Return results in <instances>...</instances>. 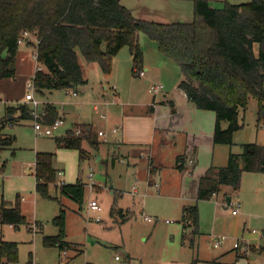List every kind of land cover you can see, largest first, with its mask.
Returning a JSON list of instances; mask_svg holds the SVG:
<instances>
[{"label": "trees", "instance_id": "obj_1", "mask_svg": "<svg viewBox=\"0 0 264 264\" xmlns=\"http://www.w3.org/2000/svg\"><path fill=\"white\" fill-rule=\"evenodd\" d=\"M193 2L192 20L162 22L137 17L121 0H0V79L17 75L18 40L24 30L33 32L38 40L36 51L42 69L33 76L38 91L77 89L89 81L91 63H98L102 72L109 75L113 57L125 45L130 47L134 58L133 71L139 75L138 70L143 68L144 51L139 41L142 30L157 42L162 53L180 65L183 78L178 86L188 98L200 109L215 111L213 142L232 146L235 133L246 123L252 99L257 105V126L264 123V0L227 2L221 8L215 7L212 0ZM150 108L152 111L154 106ZM32 110L25 102L6 106V114L0 118V151L16 140L14 134L3 132L5 125L14 119H34ZM44 110L40 119L44 124H52L61 117L53 102H46ZM17 112L16 117H9ZM79 126L80 134L69 128L56 136L55 141L58 147L77 149L84 160L89 150L83 141L94 150H99L100 141L91 124ZM55 158V152L37 151L36 191L45 198L60 201L50 193L49 186L55 184L61 195L76 201L81 210L86 186L81 181L58 183ZM115 160L113 157L112 161ZM184 160L183 155L177 157L178 167ZM245 171L264 172V143H243L241 152H230L225 165H211L199 179L197 200L213 198L224 185L239 189ZM21 203L19 194L14 202L2 197L0 223L11 224L15 229L33 224L35 220ZM60 203V211L54 217L58 231L43 235V244L65 251L74 242L66 238V206ZM115 207L111 214L118 213L121 222L131 218L122 208L115 210ZM180 223L182 243L195 247L201 234L198 201L183 206ZM236 250L238 257L246 255ZM18 260L19 242L0 239V264Z\"/></svg>", "mask_w": 264, "mask_h": 264}, {"label": "rangeland", "instance_id": "obj_2", "mask_svg": "<svg viewBox=\"0 0 264 264\" xmlns=\"http://www.w3.org/2000/svg\"><path fill=\"white\" fill-rule=\"evenodd\" d=\"M247 1L249 0H212V4L221 8L227 2L243 3ZM123 3L132 9L134 15L146 20L172 22L193 19V0H124ZM34 35L33 32L29 33L25 36L26 39L20 43V51H26L27 54L21 55L20 59L16 60L17 75L14 84H10L9 81L6 82L7 85L4 87L6 92L1 94V97H9L10 102L5 99L0 100V118L6 114L5 101L16 105L18 102L24 103L26 100L27 82L33 81V71L34 69L36 71V66L40 64L35 56L37 38ZM139 41L144 51L142 67H150L145 77L134 73V58L130 47L125 45L113 57V67L109 75L102 72L98 63L89 64V81L82 85L83 91L81 88L78 95L72 93L75 89L63 88L52 91L45 89L41 92L34 88V95L40 101L39 112L44 110L45 103L49 101L55 103L59 111L66 112V118L53 135L37 134L34 128V119L21 121L14 119L5 125L3 132L14 134L16 140L11 146L0 151V199L3 196L5 199L14 202L17 194H19L23 210L35 220V226L41 230L40 235L57 233L58 228L54 223V217L60 211V201L63 202L66 206V238L74 242L72 248L68 250V254L70 256L71 254L76 255L75 259L72 260L74 264H85L87 261L89 264H108L115 254L122 256L123 259L120 264H130V262L132 264H161V259L171 260L174 257H176L174 264H193L194 261L191 259L196 257L214 261L213 258L218 257L216 252L220 248H214L213 243L210 242L209 237L205 236V233H201L197 237L196 247L187 245L186 249L182 247L181 249L179 247L174 249L171 246L172 242L175 245L178 243V241H173V234L178 240L181 236L179 222L182 213L177 205L179 200L175 201L171 198H178L175 194L177 189L172 190L171 188V192L157 189L150 175L147 177L149 182L142 177L147 174V165L128 164L127 158H122L124 150L118 151L116 142H109L120 138L122 131L119 129V132L115 133L113 128L121 125L119 122L121 117L126 119L125 115L129 114L128 117L133 118L134 115L141 116L140 111L144 108V111H147L150 106L147 104L152 102L154 95L149 90L152 85L159 83L164 85L161 91L155 93L156 99L159 100L163 98L162 93L170 91L177 83L180 75L182 76L180 65L162 53L157 42L142 30L139 32ZM28 73L32 74L29 75ZM105 83L109 85L108 89H106ZM176 86L178 85L176 84ZM177 88L182 92L179 86ZM25 103L33 107L32 102L25 101ZM96 103H98L99 111L94 109ZM156 103L153 102L151 105L155 106ZM73 109L81 116L85 113L91 121L96 123L97 127L91 125L100 141L99 150L101 146L103 147L102 151L94 150L86 140L83 141V146L89 150V154H92V151L105 153L100 160L97 161L95 156L83 160L80 159L77 149L58 147L55 137L64 134L73 125L70 113H68ZM127 110L136 112L128 113ZM256 111V101L252 99L246 111V123L237 134L245 135L253 130L247 123L251 115L256 117ZM103 112L106 113L105 118L100 115ZM199 112V115L193 116L191 119L186 116L185 125L187 127L193 126L196 131L199 127L205 131L211 130L215 122V112L200 108ZM17 114L18 112L15 113V115ZM80 124L82 123H77L72 128L82 130ZM102 129L107 130L106 135L99 134ZM134 129V127L131 128V130ZM125 132L133 133L128 127L125 128ZM245 139V137L238 135L237 139L234 140L233 148L242 151V144L249 142ZM221 148L222 146L218 147L213 157L214 153L211 152L209 146L202 145L197 152L200 156L199 164L204 161L207 163L208 159L211 161L220 158L224 159V163H227V152H223ZM37 151L56 153L54 165L58 171H65L62 176L57 174L58 183L63 177L62 179L67 183L81 181L85 184L86 193L81 210L76 201L61 195L55 184L49 186L50 193L58 196L60 201L54 198H45L36 191V177L33 173ZM113 157L116 159V164L112 163ZM141 157L147 161L150 155L144 152L141 153ZM191 160L192 166L195 163V158ZM131 161L133 160L131 159ZM131 169L133 170L129 172ZM91 171L93 172L92 179L90 178ZM156 179L160 183L161 178L156 177ZM134 184L139 186L137 193L131 192ZM92 198L99 201L103 208L101 211L89 209L88 203ZM199 202L201 201L199 200ZM205 202L206 209L210 212L211 201L206 200ZM113 206H116L115 210L122 208L121 210L129 216L131 215V218L121 222L118 213L116 216L111 214ZM223 206L225 205H222V208H224ZM144 214L149 215L153 220H147ZM98 216L101 217V221L96 220ZM208 217L212 218V216ZM3 226L4 224L0 223V235ZM200 226L202 231L206 233L210 231L206 228L203 220L199 223V229ZM263 226L264 220H253L249 227L250 229L261 230ZM228 227L217 224L214 234L225 233ZM6 234L15 237L7 238L8 240L19 242V259L28 261L31 254H35L33 246H31V233L27 225L23 224L19 229L7 226L4 237ZM89 234L92 235L90 236L92 238L91 244L89 243ZM94 239L101 242L92 243ZM247 244L249 254L247 257L250 256V261L254 260V256L257 257L264 252H255L249 242ZM243 245L245 246V243ZM198 246L200 247L199 252ZM41 248L42 250L46 249ZM42 259L43 257L40 256L37 261L43 262ZM61 263L67 264V261ZM246 263L244 258H238L237 261L233 259L231 264Z\"/></svg>", "mask_w": 264, "mask_h": 264}, {"label": "crops", "instance_id": "obj_3", "mask_svg": "<svg viewBox=\"0 0 264 264\" xmlns=\"http://www.w3.org/2000/svg\"><path fill=\"white\" fill-rule=\"evenodd\" d=\"M123 1L124 0H122V3ZM192 14L194 16V8ZM25 53L27 54L26 51H20L19 49L17 59L19 60L21 55H24ZM143 68L145 70V74L143 76L145 77L147 75V70H149L150 67L145 66ZM33 73H35V69ZM28 74L30 75L32 73ZM24 75L26 76L27 74L25 73ZM182 78L183 73L182 76L180 75L177 83H175L170 91L162 93L163 98L158 100L156 99V94H154L152 102L147 104V106L150 105L147 111H144L145 108L140 111V113H142L141 116L134 115L133 118H129L128 116L130 115L127 114L125 115L126 119H122L121 117L119 121L121 122V125H117L116 127H114L118 129L116 132H119V129L122 131V133H120V138L109 141L116 142L118 151L124 150L122 152V158H127L128 164L147 165V174H145V176H142L143 178L147 179L148 175H150L152 181L156 183L158 182L156 181L158 180L156 179V177H160V189H162L163 191L171 192L176 188L177 191L175 192V194L178 198H171H173L175 201L179 200L177 205L181 213L185 204H189L195 201L199 202V200H197V194L199 179L201 175H203L211 165L219 166L226 163H224V159L220 158L218 160L214 159L211 161H209L208 159L207 163H204V161V164H199L200 156L197 154L198 148H201L202 145L209 146L211 152L214 153L213 157L215 156L216 150L220 146H222L221 149L223 152H227L228 156L231 151L241 152L240 150L233 148V145H220L213 142L215 122L213 128L208 131L201 129L200 127L197 128L196 131L193 126L187 127L185 125L186 116L191 119L193 116L199 115L200 112L199 108L188 98L187 94L182 89V92L178 90V86H176V84L178 85ZM15 79L16 77H6L0 79V100L5 99L9 100L10 102L9 97L2 98L1 94H5L6 92V90L4 89V87L7 85L6 82L9 81L10 84H14ZM104 85L106 89L109 88V85L107 83H105ZM81 88L83 91V87L82 85H80L79 87H77V89L72 91V93L74 95H78V91L81 90ZM25 101L27 100H24V102ZM153 102L157 103L154 104V109L151 111L150 107ZM8 104V101H5V109ZM94 109L96 111H99L98 103L95 104ZM127 112L134 113L136 111L127 110ZM59 113H61V118H66V112L59 111ZM68 113H70L69 115L71 116L73 125L77 123H87L92 124L94 127H97L96 123L91 121L85 113L83 114V116H81L75 109L71 110ZM100 115L102 118L106 117V113L104 112ZM247 125L251 126L253 130L249 134L245 135L237 134L239 131L238 130L235 133L234 140L237 139L239 135L245 137V140H248L249 142L258 141L264 143V123L260 126H257L256 117L251 115ZM72 126L70 128H72ZM223 126H227V122H223ZM127 127L133 133L128 134V132H125V128ZM132 127H134L135 129L131 130ZM100 131H104L105 135L107 134L106 129H102ZM102 149L103 147L101 146L99 151H102ZM99 151H92V154H88L87 158L89 159L90 157L95 156L97 158V161L100 160L102 157H104L105 153H100ZM144 152H147L150 155V158H147V161L144 160V157H141V153ZM179 155H183L185 157V160L180 162L182 164L181 167H178L179 165L177 162V157ZM193 158H195V163L191 166L190 160ZM131 159L133 161H131ZM219 162H223V164ZM112 163L116 164V160L115 162L112 161ZM132 170L133 169L129 170V172H131ZM58 174L62 176L65 174V171L59 170ZM62 178L60 179V182H66ZM147 181L149 182L148 179ZM229 196L230 200L228 199ZM2 197L3 196H1V198ZM206 200L211 201L212 206L210 212L206 209ZM200 201L201 202H199V207L201 220L205 222L206 228L210 230L208 233H206L201 230L200 226V232L203 234L205 233V236L209 237V240L211 243H213L214 248L220 249L216 252V255L218 257L213 258L214 261H212V259L208 260L196 257L194 259H191V261H194L193 264H231L233 259L237 261L238 258H244L247 262L246 264H264V226L261 230H258L256 228L250 229L249 227L250 224L253 223V220H264V172L245 171L242 175V181L239 189L235 190L230 185H224L222 187V190L213 198L201 199ZM222 205H225L223 206L224 208H222ZM237 206L239 210L237 211V213H233V209ZM208 216H212V218H209ZM217 224H222L224 227H229L226 228L227 231H225V233L214 234ZM180 225L181 236L179 237V240L174 234V237H172L174 242L178 241L176 245L173 242L171 243V246L174 247V249L176 247H179L180 249L181 247L183 249H186L187 247V245L182 243V224L180 223ZM7 226L14 228L11 224H4L0 239H5V237V240L15 238L7 236V234L4 237ZM27 228L31 233L30 242H32L31 246H33L35 254H31V257L28 261L20 258L18 261L10 262L9 264H62L61 262L65 260L67 261V264H74V261L72 262V260L75 259V254H71L70 256L68 254V250H65L64 252L56 246H45L43 244V235L39 234L41 230L37 228L34 223L30 226H27ZM90 236L92 235L89 234L88 237L89 243L91 244L92 238ZM219 239H222V243L216 247L214 244L216 240ZM238 239L242 240L244 243L249 242L250 246H253L255 248V252L263 253L257 257L254 256V260L251 261L249 259L250 256L247 257L249 255L248 251H246L245 256L238 257L237 250L234 248V243ZM97 241L101 242L94 239L92 243H95ZM197 242L195 244V247L197 245ZM199 246L197 247L198 252L200 248ZM41 247H44L46 249L42 250ZM40 256L43 257V262L37 261ZM175 261L176 257L171 258V260L161 259V264H174L176 263ZM85 264H89V262L87 261ZM130 264H132V262H130Z\"/></svg>", "mask_w": 264, "mask_h": 264}, {"label": "built area", "instance_id": "obj_4", "mask_svg": "<svg viewBox=\"0 0 264 264\" xmlns=\"http://www.w3.org/2000/svg\"><path fill=\"white\" fill-rule=\"evenodd\" d=\"M29 33H31L30 31L28 30H24L22 32V35L19 37V44L22 43L25 39H26V35H29ZM36 37V35H34ZM25 37V38H24ZM37 38V37H36ZM38 41V40H37ZM35 56L37 58V61H38V55H37V51L35 52ZM39 63V62H38ZM37 63V64H38ZM38 69H42V65L41 64H38V66H36V70ZM139 72V75H144L145 74V70L144 68L138 70ZM164 85L162 83H159V84H154L150 87V91L155 94L156 92H159L163 89ZM34 88H35V85H34V81H28L27 82V92H26V95H25V98L27 101H30L32 102L33 104V110H32V113L34 114V128H35V131L37 134L39 135H53L54 134V131L64 123V119L63 118H58L56 119L52 124H44L41 122V118L42 116L45 114V110L39 112L38 111V106H39V103L40 101L38 99H36L35 95H34ZM36 89V88H35ZM118 129L117 128H114V132H116ZM81 132V129H77L76 133H80ZM99 134L100 135H105V132L104 131H99ZM191 163H193V160H191ZM90 178L92 179L93 178V172L91 171L90 172ZM94 185V183H93ZM155 187L157 189H160V183L156 182L154 183ZM138 187L137 184H134L133 187H132V192L133 193H137L138 191ZM88 207L89 209L91 210H94V211H101L103 208L101 206V204L99 203V201L95 198H92L89 203H88ZM239 210L238 206L236 208L233 209V213H237V211ZM145 218L149 221H152L153 219L147 215V214H144ZM97 221H101V217L98 216L96 218ZM169 221V220H167ZM222 243V239H219V240H216L215 242V246H219L220 244ZM244 242L240 239L236 240L235 243H234V248L235 249H238V252L240 253H243L245 251H248V247H247V243H245V246L243 245ZM65 252V251H64ZM122 256L120 254H115L114 257L109 261L108 264H120L121 260H122Z\"/></svg>", "mask_w": 264, "mask_h": 264}, {"label": "water", "instance_id": "obj_5", "mask_svg": "<svg viewBox=\"0 0 264 264\" xmlns=\"http://www.w3.org/2000/svg\"><path fill=\"white\" fill-rule=\"evenodd\" d=\"M9 117L14 118V117H16V115L11 114ZM228 199L230 200V196L228 197Z\"/></svg>", "mask_w": 264, "mask_h": 264}]
</instances>
